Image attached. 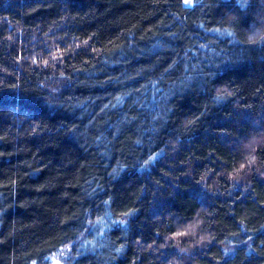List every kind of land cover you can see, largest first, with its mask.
I'll return each mask as SVG.
<instances>
[{"label":"trees","instance_id":"16d2710c","mask_svg":"<svg viewBox=\"0 0 264 264\" xmlns=\"http://www.w3.org/2000/svg\"><path fill=\"white\" fill-rule=\"evenodd\" d=\"M224 3L0 0V264H264V46Z\"/></svg>","mask_w":264,"mask_h":264},{"label":"clouds","instance_id":"9594fccd","mask_svg":"<svg viewBox=\"0 0 264 264\" xmlns=\"http://www.w3.org/2000/svg\"><path fill=\"white\" fill-rule=\"evenodd\" d=\"M194 2L195 0H193ZM224 7L227 9L226 14L232 26L223 29V31L233 38V42L264 46V0H225ZM237 29L240 30L242 39L238 38ZM215 31H220V29H215ZM151 159L153 157L143 161L141 166L149 163ZM122 167H127V165H122ZM109 175L111 176V173ZM110 202L111 198L104 201L105 204ZM86 222L92 224L97 221L88 218ZM117 222L126 223V218H120ZM83 234V232L80 233L81 236ZM120 250V248L116 249L117 252ZM63 254L61 253V255ZM30 264H36V260H32Z\"/></svg>","mask_w":264,"mask_h":264},{"label":"rangeland","instance_id":"374dc122","mask_svg":"<svg viewBox=\"0 0 264 264\" xmlns=\"http://www.w3.org/2000/svg\"><path fill=\"white\" fill-rule=\"evenodd\" d=\"M101 231H97L95 233V236H99L101 234ZM71 248H72V245H68L66 247H63L62 249L58 250L57 252H55L53 255H51L49 258H48V261L46 264H66L69 257H70V254H71ZM67 249V250H66ZM61 253H64L63 255H61Z\"/></svg>","mask_w":264,"mask_h":264},{"label":"snow or ice","instance_id":"6c2138e0","mask_svg":"<svg viewBox=\"0 0 264 264\" xmlns=\"http://www.w3.org/2000/svg\"><path fill=\"white\" fill-rule=\"evenodd\" d=\"M183 3L186 7H190L193 4V0H183Z\"/></svg>","mask_w":264,"mask_h":264}]
</instances>
